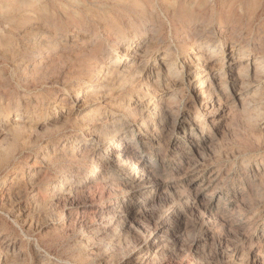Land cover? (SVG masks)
I'll return each instance as SVG.
<instances>
[{
	"label": "rangeland",
	"instance_id": "374dc122",
	"mask_svg": "<svg viewBox=\"0 0 264 264\" xmlns=\"http://www.w3.org/2000/svg\"><path fill=\"white\" fill-rule=\"evenodd\" d=\"M136 43L141 61L119 73L126 60L115 65L116 56ZM202 43L212 47L205 54L220 68L217 79L227 77L222 45L264 55V0H0V252L7 237L24 252L17 264H32L36 239L52 256L119 264L111 246L139 243L162 223L172 240L180 220L178 243L149 264H264L262 73L244 71L251 84L241 94L219 91L227 107L211 122L197 106L209 93L198 96L192 81L203 73L192 53ZM164 55L168 68L159 65ZM95 78L100 89L80 92ZM77 98L88 100L104 143L84 137ZM119 134L133 157L147 159L154 182L136 197L139 218L116 223L111 207L124 186L107 168L114 181L78 197L92 206L80 213L89 227L72 225L54 189L92 177Z\"/></svg>",
	"mask_w": 264,
	"mask_h": 264
},
{
	"label": "bare ground",
	"instance_id": "6f19581e",
	"mask_svg": "<svg viewBox=\"0 0 264 264\" xmlns=\"http://www.w3.org/2000/svg\"><path fill=\"white\" fill-rule=\"evenodd\" d=\"M131 39L132 38H127L126 41H123V43L126 42L131 44ZM126 48L127 46L125 47L124 54L117 55L115 58V65L122 60V57H124L126 60V63L124 64L126 69L120 70L119 73L131 70L132 63L137 64L141 61L142 50L140 49L139 44H134L131 47L132 51L130 53L126 52ZM210 48L212 47L209 44L202 43L196 45V50H193V58L198 64L203 66V73L197 72L192 81L195 84L194 88L196 89V94L198 96H204V93L206 92L209 93L206 100L203 99L204 97L202 99L200 98L201 100L197 106L200 109L202 116L209 118L211 122H214L217 116L223 115V112L227 107L225 101L222 102L218 100L219 91L221 92L225 88H231L237 95L245 91L247 86L251 84L248 78L242 74L244 71L250 72L253 78L258 77L259 73H262L257 84L264 85V55L260 53V51L256 53L247 52L245 50L239 51L234 44L230 45L229 47L222 45V47L219 49V53L221 55V64L219 66H222L225 69L227 77L225 79H217L216 77L220 74V68L210 56L205 54ZM209 51L212 52V50ZM169 59L170 57L168 56H162L159 65H161L163 68H168L167 64H169ZM101 86H103V80L95 78L88 86L82 88L80 92L86 95L92 90L100 89ZM174 91L176 90H173V92ZM170 101L176 103L177 98L173 95L171 96ZM74 103L75 108L79 111H82V118L85 123L84 125L88 129L84 137H86L89 142L100 141L101 143H104V138L101 139L100 135L98 134V131H100L99 129L101 127L100 124L91 120L88 114L92 110V108L89 106L90 104L88 100H85V98H77L74 100ZM168 113L169 109L167 107L163 108V118L167 116ZM14 119H21V115L16 114ZM170 119V125L178 123L177 114ZM129 147L130 144L128 140H126V136H123V134L116 135L114 139L108 143V153L104 156L101 155L98 158L93 170V173H95L92 175V177L85 178L84 180H71L70 182L62 183L60 182L61 186L57 189H54L52 194L53 203L57 206L61 204L65 209H67L66 215L72 225H75L77 221L80 226L89 227L88 223L83 219L80 213L84 209L91 208L92 206L78 202V197L79 194L83 193L85 190H89L94 186L103 189L110 180L114 181L115 178L113 176L111 178L110 176H105L104 170L107 168H112L119 172L121 181L118 180L117 184H122L124 186L121 191V193H123L121 194L122 198L118 204V208L116 206L111 207V209L113 208L114 213H116V223H119L124 227L128 224H131L132 221L136 220V218H139L138 213L141 211H139V209L135 210L133 206L136 203V197L148 193L153 188L152 186L154 182L152 181L151 170L147 167V159L142 157L136 159L130 153ZM81 151L84 152L83 149ZM141 207L142 206H140V208ZM26 220H28L26 217L22 218V222L24 224L26 223ZM173 226L174 228L171 233L172 240L168 238V230H166L168 228L165 229L166 223L155 225L154 228L148 230L146 237L139 243H128L127 245L124 244L125 246L120 248L111 246L113 257H116V260L119 261V264H149V261L154 254L159 253L171 243H178L180 220L176 221L175 225ZM19 228L20 231L23 232V227L21 224L19 225ZM91 233H93V235L96 237L97 234L94 233L93 230ZM94 239L95 238H93V240ZM1 244L3 247V252H0V264H17V261L21 259L24 254L20 242L17 243L15 240L4 237L1 240ZM31 245L33 254L31 261L32 264H79L75 259L52 256L47 250L41 248L36 239H33V243ZM108 247L110 246L108 245ZM164 263L165 262L160 261V264Z\"/></svg>",
	"mask_w": 264,
	"mask_h": 264
}]
</instances>
